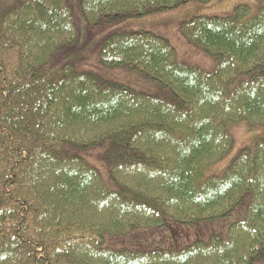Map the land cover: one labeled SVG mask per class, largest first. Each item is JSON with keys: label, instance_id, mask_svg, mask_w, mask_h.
Wrapping results in <instances>:
<instances>
[{"label": "trees", "instance_id": "16d2710c", "mask_svg": "<svg viewBox=\"0 0 264 264\" xmlns=\"http://www.w3.org/2000/svg\"><path fill=\"white\" fill-rule=\"evenodd\" d=\"M209 1L0 0V264L264 260V5L181 23L213 71L147 29L108 34L102 73L69 58L75 7L101 27ZM239 125L260 133L233 155Z\"/></svg>", "mask_w": 264, "mask_h": 264}, {"label": "rangeland", "instance_id": "374dc122", "mask_svg": "<svg viewBox=\"0 0 264 264\" xmlns=\"http://www.w3.org/2000/svg\"><path fill=\"white\" fill-rule=\"evenodd\" d=\"M242 4L251 7V16H253L256 15L259 8L264 5V0H210L207 3L194 2L183 5L175 10L165 11L144 18H130L118 24L101 27L87 24L78 14L75 7L74 13L78 24L80 43L78 51L72 53L69 58L74 61L79 68L93 69L101 72L98 48L108 34L119 29H147L168 38L176 49L177 59L179 61L197 65L206 71H213L215 68L214 58L191 45L181 35L180 25L183 21L198 15L226 16L232 14L234 8ZM104 73L105 78L124 83L137 90L166 94V91L161 89L157 81L145 77L139 71L123 68L106 70ZM231 132L235 139L233 155L260 133L259 130H254V132L251 133L245 125L234 126L231 128ZM250 135H252L251 138L249 137ZM229 160L230 158L224 159L213 166L209 173L222 172ZM177 228L178 227L174 229L176 230L175 234L178 233ZM258 264H264V260Z\"/></svg>", "mask_w": 264, "mask_h": 264}]
</instances>
